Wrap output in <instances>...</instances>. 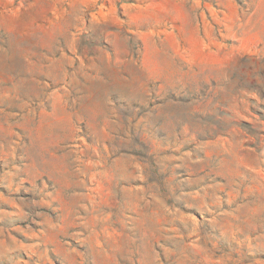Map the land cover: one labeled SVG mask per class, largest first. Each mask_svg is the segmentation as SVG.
I'll return each mask as SVG.
<instances>
[{
  "label": "rangeland",
  "instance_id": "1",
  "mask_svg": "<svg viewBox=\"0 0 264 264\" xmlns=\"http://www.w3.org/2000/svg\"><path fill=\"white\" fill-rule=\"evenodd\" d=\"M0 264H264V0H0Z\"/></svg>",
  "mask_w": 264,
  "mask_h": 264
}]
</instances>
